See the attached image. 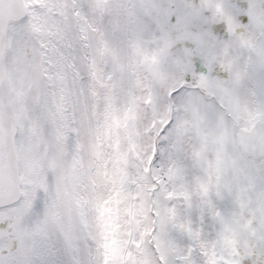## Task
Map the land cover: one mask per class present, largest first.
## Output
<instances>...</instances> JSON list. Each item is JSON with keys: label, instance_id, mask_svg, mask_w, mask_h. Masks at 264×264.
Returning <instances> with one entry per match:
<instances>
[{"label": "snow or ice", "instance_id": "obj_1", "mask_svg": "<svg viewBox=\"0 0 264 264\" xmlns=\"http://www.w3.org/2000/svg\"><path fill=\"white\" fill-rule=\"evenodd\" d=\"M0 264H264V0H0Z\"/></svg>", "mask_w": 264, "mask_h": 264}]
</instances>
